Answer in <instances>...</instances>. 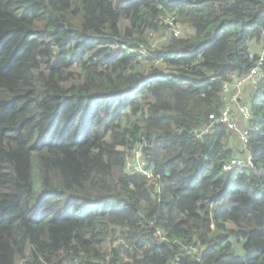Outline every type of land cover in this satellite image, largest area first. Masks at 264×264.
<instances>
[{
	"label": "trees",
	"instance_id": "trees-1",
	"mask_svg": "<svg viewBox=\"0 0 264 264\" xmlns=\"http://www.w3.org/2000/svg\"><path fill=\"white\" fill-rule=\"evenodd\" d=\"M263 47L264 0H0V264H264V80L254 168L195 134Z\"/></svg>",
	"mask_w": 264,
	"mask_h": 264
},
{
	"label": "built area",
	"instance_id": "built-area-1",
	"mask_svg": "<svg viewBox=\"0 0 264 264\" xmlns=\"http://www.w3.org/2000/svg\"><path fill=\"white\" fill-rule=\"evenodd\" d=\"M167 24L171 26L172 32L176 36L182 35V27L179 24H175V19L172 17L167 19ZM151 46L153 48L158 46L156 38ZM115 49L121 48L115 47ZM255 56H257L255 66L246 77H239L234 74L231 77L232 81L224 86L225 105L220 114L218 116H210V125L195 131L197 139H203L204 136L213 133L216 125H223L227 130L238 136L243 147L242 151H245V153L233 158L224 166V170L227 172H233L244 167L254 168V158L248 152L250 131L244 125L252 121L249 96L258 89L260 83L264 80V47L255 54H251V58ZM127 171L130 174H143L149 179L153 177V171L149 167L146 157L139 149L134 151L132 158L129 160ZM160 233L159 231L158 234Z\"/></svg>",
	"mask_w": 264,
	"mask_h": 264
},
{
	"label": "rangeland",
	"instance_id": "rangeland-1",
	"mask_svg": "<svg viewBox=\"0 0 264 264\" xmlns=\"http://www.w3.org/2000/svg\"><path fill=\"white\" fill-rule=\"evenodd\" d=\"M122 29H126V25L123 24ZM123 31H124V30H123ZM74 69L76 70L77 67H76V68L74 67V68L72 69V71H73ZM110 87H112V88L115 87V84H114L113 82H110ZM101 91H102V90H101ZM93 93H94L97 97H99V96H101L102 94H104V93H106V92L101 93L100 90L98 91V89H97L96 91H93ZM175 218H179V219H180V218H181V214H180L179 212H177V214L175 215Z\"/></svg>",
	"mask_w": 264,
	"mask_h": 264
},
{
	"label": "crops",
	"instance_id": "crops-1",
	"mask_svg": "<svg viewBox=\"0 0 264 264\" xmlns=\"http://www.w3.org/2000/svg\"><path fill=\"white\" fill-rule=\"evenodd\" d=\"M244 125V124H243ZM243 148V147H242Z\"/></svg>",
	"mask_w": 264,
	"mask_h": 264
}]
</instances>
